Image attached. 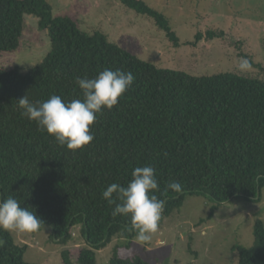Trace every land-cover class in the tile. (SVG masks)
<instances>
[{"label":"trees","instance_id":"16d2710c","mask_svg":"<svg viewBox=\"0 0 264 264\" xmlns=\"http://www.w3.org/2000/svg\"><path fill=\"white\" fill-rule=\"evenodd\" d=\"M151 17L177 47L169 19L143 0H120ZM25 15H33L48 33L50 50L26 73L0 67V200L15 196L66 243L79 226L86 247L62 264H96L95 250L114 237L110 264H148L131 246L136 230L130 217L115 216L102 192L112 183L127 186L136 167L151 165L165 200L161 224L181 207L186 195L203 196L219 205L232 198L258 201L264 187V79L233 72L192 76L158 68L128 48L108 41L99 31H82L71 15H52L46 0H0V53L18 51ZM212 38L213 33L207 32ZM200 34L196 39H200ZM109 68L130 71L135 80L111 110L103 109L91 130L94 140L82 149L60 146L21 115L18 100L51 95L82 99L76 78H94ZM177 181L182 193L169 190ZM119 203V201H117ZM214 208V207H213ZM254 244L235 247L238 264H264V225L257 219ZM0 264H30L24 247L0 230Z\"/></svg>","mask_w":264,"mask_h":264},{"label":"rangeland","instance_id":"374dc122","mask_svg":"<svg viewBox=\"0 0 264 264\" xmlns=\"http://www.w3.org/2000/svg\"><path fill=\"white\" fill-rule=\"evenodd\" d=\"M46 1L54 17L71 15L82 31H99L108 41L158 68L192 76L233 72L264 79V0H143L169 19L179 39L177 47L151 17L136 13L120 0ZM207 32L214 37H207ZM49 50L47 31L38 27L36 17L25 15L19 49L0 53V67L26 73ZM241 57L251 63L245 73L238 70ZM257 219L264 225V187L254 202L237 197L216 205L203 196L186 195L149 241L134 238L131 246L148 264H238L234 248L253 246ZM10 234L16 246L24 247L23 260L30 264H62L64 251L75 260L86 247L79 226L71 228L66 243L55 239L47 224L35 233ZM119 243L123 240L114 237L95 250L96 264H110Z\"/></svg>","mask_w":264,"mask_h":264},{"label":"clouds","instance_id":"9594fccd","mask_svg":"<svg viewBox=\"0 0 264 264\" xmlns=\"http://www.w3.org/2000/svg\"><path fill=\"white\" fill-rule=\"evenodd\" d=\"M250 68V61L241 57L238 70L245 73ZM134 80L130 71L105 68L94 78H76L82 99L66 101L53 94L43 102H32L25 94L17 101L18 107L22 116L34 121L39 130L53 136L60 146L78 150L94 140L91 128L97 116L103 109L111 110L117 105ZM131 175L132 179L126 187L112 183L102 192V198L109 205L115 204L113 217H130L132 228L136 230L135 239L146 242L158 231L166 202L155 194L160 188L153 166L136 167ZM261 179H264V174L256 176L257 181ZM169 190L182 193L183 186L177 181H170L164 192ZM43 226L44 221L35 212L22 207L15 196L0 200V230L35 233Z\"/></svg>","mask_w":264,"mask_h":264}]
</instances>
